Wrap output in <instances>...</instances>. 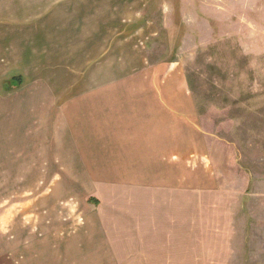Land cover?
Returning a JSON list of instances; mask_svg holds the SVG:
<instances>
[{
    "label": "rangeland",
    "instance_id": "obj_1",
    "mask_svg": "<svg viewBox=\"0 0 264 264\" xmlns=\"http://www.w3.org/2000/svg\"><path fill=\"white\" fill-rule=\"evenodd\" d=\"M225 1L217 16L204 0H14L15 15L0 0V57L15 56L17 67L0 63V247H12V224L31 204L103 202L125 228L173 218L133 226L178 238L160 264H264V0H238L240 11ZM5 28L16 31L7 37ZM76 29L99 47L86 43L74 63L60 34L74 42ZM173 62L195 105L179 159L142 166L139 157L91 154L92 140L78 139L82 123L69 125V105H60L72 81L57 75L76 88L82 70L112 72L98 88L126 92L166 86ZM124 105L116 110L129 113Z\"/></svg>",
    "mask_w": 264,
    "mask_h": 264
},
{
    "label": "crops",
    "instance_id": "obj_2",
    "mask_svg": "<svg viewBox=\"0 0 264 264\" xmlns=\"http://www.w3.org/2000/svg\"><path fill=\"white\" fill-rule=\"evenodd\" d=\"M9 1H12L10 12L16 14L14 0ZM223 1L225 0H204L202 5L210 14L216 13L217 15L222 12L217 13L219 11L213 10L215 7L220 5L227 7L228 3L224 5ZM237 1L232 2L240 11L241 7L236 3ZM231 7L234 8L233 5ZM227 9L229 7L225 11ZM5 31L9 37L8 33L16 30L5 28ZM93 31L97 30L93 27ZM82 32L80 29L75 30L74 42L72 39H67L68 34L67 38H63L60 34L61 41L67 40L65 55L74 63L79 58H83L86 43L91 47H99V43L95 41L98 38L91 36V40L88 38L85 41V37L81 35ZM252 35L254 38V32ZM9 44L15 47L12 40ZM15 59L13 56L11 61L5 62L0 57V63L14 66V71L17 70ZM143 63L146 64L147 61ZM171 65H173L170 68L171 71L166 72L170 76L166 86L160 84L155 85L154 88H139L126 92L98 88L101 86V79L107 82L109 77L115 75L112 72L95 70L89 74L82 70L78 76L80 79L76 88V81L71 80L68 73H58L59 81L65 79L72 81L70 88H63L61 93L63 99L60 105L64 103L69 105L65 121L69 125L70 123L76 124V122L82 123L84 129L78 139L88 137L92 140L91 154H117L120 161H124L129 155L139 157L135 160L141 161L142 166L153 165L155 163L152 162L156 160L179 159L182 150L180 131L182 130L186 135L192 128L190 134L195 133L193 120L195 105L189 90L184 87L182 71L176 69L177 65L174 62ZM25 68L27 67L19 71ZM116 75L127 76L128 74L117 72ZM31 76L34 77V73H31ZM87 77L90 78L89 83L84 84V79ZM93 86L96 87L93 88ZM72 88L80 93L68 96V91ZM115 97L126 98L119 100ZM117 103H124L126 108L131 107L130 112L116 110ZM63 117L64 115L61 118ZM85 122H90V124H84ZM188 142L187 140L183 145ZM85 144L89 142L85 140L80 150ZM105 145L108 147L105 148ZM116 145H118L116 150L111 149V153L105 152L111 146ZM117 168H119L118 171L123 170L120 166ZM114 173L116 177L122 174L121 172ZM53 189H55L53 192H66L63 190L65 187L55 186ZM63 202L49 199L27 206L28 211L25 212L27 215H23L12 224V232L17 231V235L11 237L12 247H0V264H160L161 261L157 258L165 256L164 250L169 243L173 250L174 241L178 239L174 233L163 234L156 227L147 229L133 227L138 224L174 225L173 218L163 216L156 218L155 222L128 220L131 228H125L119 226L122 222L116 223L117 210L114 207L110 208V204H104L101 201L98 205L89 204L86 201Z\"/></svg>",
    "mask_w": 264,
    "mask_h": 264
}]
</instances>
